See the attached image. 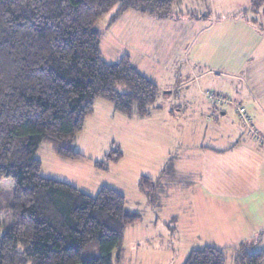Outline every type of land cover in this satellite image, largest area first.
<instances>
[{
  "label": "rangeland",
  "instance_id": "rangeland-1",
  "mask_svg": "<svg viewBox=\"0 0 264 264\" xmlns=\"http://www.w3.org/2000/svg\"><path fill=\"white\" fill-rule=\"evenodd\" d=\"M252 1L179 0L170 10L172 16L166 18L130 9L137 14L131 22H122L124 17L109 24L112 13L99 20L105 61L146 51L144 44L165 58L157 67L156 105L166 111L157 108L145 120L134 119L115 111L111 102L98 99L76 146L85 158H59L47 142L37 157L43 162V176L69 182L91 195L103 185L113 187L125 194L129 209L141 214L125 231L119 264H183L191 250L207 245L223 250L226 264H236L240 247L264 249V231L253 236L244 220L243 201L228 193L264 190V14L241 12ZM186 72L189 80L196 74L202 76L200 83L186 87ZM188 89L203 100L208 112L201 114L196 106L175 110L177 104H187ZM207 90L231 100L222 106L225 113L211 109ZM237 105L246 108L250 123L239 115ZM167 108L174 110L172 117L166 116ZM97 117L100 122L93 123ZM201 118L213 128L205 137L196 132L195 121ZM164 119H168L166 126L159 124ZM249 125L260 129L262 141L254 138ZM236 143L231 151L207 148L226 149ZM116 147L123 152L119 162L110 163L108 169L95 166V161L105 159ZM252 155L253 163L235 159L243 161ZM237 165L242 168L236 170ZM143 176L152 178L156 199L141 189ZM14 186L12 178L1 183V232L13 220ZM99 253L97 240H92L83 257Z\"/></svg>",
  "mask_w": 264,
  "mask_h": 264
},
{
  "label": "trees",
  "instance_id": "trees-1",
  "mask_svg": "<svg viewBox=\"0 0 264 264\" xmlns=\"http://www.w3.org/2000/svg\"><path fill=\"white\" fill-rule=\"evenodd\" d=\"M177 1L0 0V190L4 179L15 184L12 223L1 232L0 222V264H119L125 231L141 214L113 187L91 195L43 176L37 153L47 142L59 158H85L77 136L98 99L129 118L159 108L158 84L128 54L104 60L97 24L109 13L113 23L130 9L166 18ZM241 12L264 14V0ZM122 157L120 148H111L94 164L108 169ZM140 186L156 199L152 178L143 176ZM92 240L100 253L84 258ZM183 264H226V258L207 245L191 250ZM236 264H264V252L242 246Z\"/></svg>",
  "mask_w": 264,
  "mask_h": 264
},
{
  "label": "crops",
  "instance_id": "crops-1",
  "mask_svg": "<svg viewBox=\"0 0 264 264\" xmlns=\"http://www.w3.org/2000/svg\"><path fill=\"white\" fill-rule=\"evenodd\" d=\"M111 15L109 16V18L111 17ZM136 16H137V14L132 13L131 11L128 10V11L123 13L118 18L117 22L122 21V19L124 17H126V18L122 22H126V23L127 22H131L130 21L131 18H135ZM248 22L251 23L249 20H248ZM143 46L144 47H148V49L146 51L142 50L139 53H132V54L131 53H126V54H128L131 57V60H132L133 64L135 65V67H137V69L139 71H141L143 74L147 75L150 79L154 80L158 85H160V80L157 79V77H156V73L158 74V71H159V69H157V67H160L161 62L165 58H163L160 55H158L155 52L154 49L152 50L151 49L152 46L150 47V44H144ZM154 47L157 48V46H154ZM185 76H186V78H185L184 82H185V86L186 87H188V83H191V84H193V82H199L200 83V79L202 77V76L196 74V75H194V78H191L189 80L187 72L185 73ZM180 80L182 81V77L180 78ZM199 83H198V87L200 88V84ZM204 92L205 91H201V94L204 95ZM185 98L187 100V104H184V105L177 104L175 110H178L179 112H181V111L187 110L188 106H196L197 109L201 110V114L208 112L209 109L205 110V108H204L203 100L201 98H199V96L197 94L190 93L189 89L187 90V95H185ZM210 103H211V109L213 111H224L223 113L226 112V108H223L222 106H219L218 108H216L215 105H214V102H210ZM97 104H98V100L96 102V105ZM159 108H163V109H161L160 112H165L166 111V110H164V109H166V107H164L163 105H159ZM110 113H112L111 115L113 116V118L116 117V115H115L116 112L115 111L113 112V110H112ZM166 113H167L166 116L172 117L173 113H174V110H171V109L167 108V112ZM94 114H95V112L91 116H89L87 118L84 130H86L88 128V123H89V121L91 119L90 117H93ZM146 118H139V119L145 120ZM94 122H96L98 124L100 122L99 118L97 117L93 121V123ZM167 122H168V119H164L163 122H161L159 124H163V125L166 126ZM195 123L198 124V126L196 128V132L197 131L201 132L203 137H205L206 132H208V131L210 132L213 129L209 120H205V119L201 118L200 120L195 121ZM168 124L171 127V124L170 123H168ZM254 128H255V126H254ZM83 131L80 132L78 134V136H77V141H76V146L77 147H78V143H79V139H80L79 136L83 133ZM248 143H249V141L246 144H248ZM236 145H237V143L234 144V145H230L226 149H221V148H217V147H211V146L207 145L208 146L207 148L209 150H212V151H215V152H223V151H228L229 149H230V151L234 150L236 148ZM254 158L255 157L252 155V156L246 157L245 160H243V161H241V160H239L237 158H235V159L239 163L240 162L241 163H253L254 162L253 161ZM42 164H43V162H42ZM244 167L247 168V166H244ZM239 168H242V166L237 165L236 166V170L239 169ZM250 169H252V167ZM236 173H237L238 176L241 175V172H237L236 171ZM228 193L230 195L237 196L238 198H240L243 201V203H244V209L243 210H244L245 215L247 217V219L244 218V220L247 222L250 230L253 232V236L259 230H260V232L264 231V190H256V189L255 190H252V189L251 190H229ZM263 241H264V234H263ZM261 252H264V249Z\"/></svg>",
  "mask_w": 264,
  "mask_h": 264
},
{
  "label": "built area",
  "instance_id": "built-area-1",
  "mask_svg": "<svg viewBox=\"0 0 264 264\" xmlns=\"http://www.w3.org/2000/svg\"><path fill=\"white\" fill-rule=\"evenodd\" d=\"M206 94L209 96L210 100H212L214 102L215 105H222L224 103H231V100L227 97H225L224 95L220 94V93H216L212 90H207ZM237 111L239 113V115L245 119L246 122L250 123L251 122V118L247 115L246 112V108L241 106V105H237ZM249 131L250 133L254 136V138L256 140H261L262 141V136L259 133V131L254 128L253 125H249Z\"/></svg>",
  "mask_w": 264,
  "mask_h": 264
}]
</instances>
